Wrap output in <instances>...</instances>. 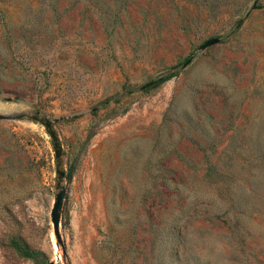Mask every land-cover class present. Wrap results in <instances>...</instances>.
<instances>
[{
    "label": "rangeland",
    "instance_id": "obj_1",
    "mask_svg": "<svg viewBox=\"0 0 264 264\" xmlns=\"http://www.w3.org/2000/svg\"><path fill=\"white\" fill-rule=\"evenodd\" d=\"M0 116V264H264V0H0Z\"/></svg>",
    "mask_w": 264,
    "mask_h": 264
},
{
    "label": "water",
    "instance_id": "obj_2",
    "mask_svg": "<svg viewBox=\"0 0 264 264\" xmlns=\"http://www.w3.org/2000/svg\"><path fill=\"white\" fill-rule=\"evenodd\" d=\"M28 118L34 122L40 123L46 130L49 135L52 143V148L54 151V158L56 162L55 166V175H56V186H55V196L50 211V221L52 224L53 231L55 235L59 236V223L61 218L62 204L65 196V189L62 185L64 180V172L61 170V157H62V148L59 142V139L56 135V132L52 128V122L46 118L40 117L39 115H29ZM6 118L0 116V120H5Z\"/></svg>",
    "mask_w": 264,
    "mask_h": 264
},
{
    "label": "trees",
    "instance_id": "obj_3",
    "mask_svg": "<svg viewBox=\"0 0 264 264\" xmlns=\"http://www.w3.org/2000/svg\"><path fill=\"white\" fill-rule=\"evenodd\" d=\"M169 78H164V79H160L157 83V85H160L162 83H164L165 81H167ZM12 248L22 257H26L29 259H34L33 255L29 252H27L26 250H23L22 248H20L19 246H17V244L13 243L12 244Z\"/></svg>",
    "mask_w": 264,
    "mask_h": 264
}]
</instances>
